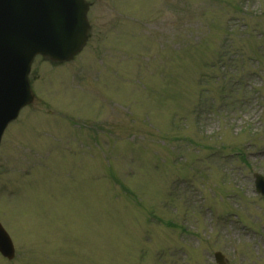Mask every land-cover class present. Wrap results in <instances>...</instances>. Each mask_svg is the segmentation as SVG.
<instances>
[{
    "label": "rangeland",
    "instance_id": "obj_1",
    "mask_svg": "<svg viewBox=\"0 0 264 264\" xmlns=\"http://www.w3.org/2000/svg\"><path fill=\"white\" fill-rule=\"evenodd\" d=\"M0 144V264H264V0H87Z\"/></svg>",
    "mask_w": 264,
    "mask_h": 264
},
{
    "label": "water",
    "instance_id": "obj_2",
    "mask_svg": "<svg viewBox=\"0 0 264 264\" xmlns=\"http://www.w3.org/2000/svg\"><path fill=\"white\" fill-rule=\"evenodd\" d=\"M84 0H0V141L8 123L33 97L27 76L37 55L70 61L88 39ZM264 195V180L256 176ZM0 253L12 259V242L0 225ZM222 264V256L215 254Z\"/></svg>",
    "mask_w": 264,
    "mask_h": 264
}]
</instances>
